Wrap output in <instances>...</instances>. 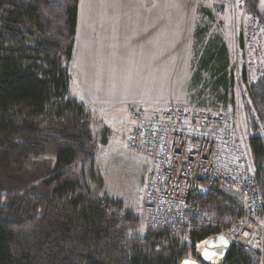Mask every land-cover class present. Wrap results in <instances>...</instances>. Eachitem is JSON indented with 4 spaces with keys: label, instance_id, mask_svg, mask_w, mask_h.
Instances as JSON below:
<instances>
[{
    "label": "trees",
    "instance_id": "trees-1",
    "mask_svg": "<svg viewBox=\"0 0 264 264\" xmlns=\"http://www.w3.org/2000/svg\"><path fill=\"white\" fill-rule=\"evenodd\" d=\"M261 1L249 0L248 12L258 14ZM200 10L193 33V68H199L192 72L189 95L207 72L216 77L210 93L223 105L231 82L230 48L222 32L200 20ZM78 13L79 0H0V264L195 259V241L212 230L199 235L186 228L177 233L154 228L104 195L96 153L99 135L106 144L109 130L96 133L91 114L70 95ZM251 89L264 117V72ZM249 145L264 197L263 136L255 133ZM192 198L223 223L241 215L218 185ZM255 257V252L237 255L232 247L224 264H256Z\"/></svg>",
    "mask_w": 264,
    "mask_h": 264
},
{
    "label": "built area",
    "instance_id": "built-area-1",
    "mask_svg": "<svg viewBox=\"0 0 264 264\" xmlns=\"http://www.w3.org/2000/svg\"><path fill=\"white\" fill-rule=\"evenodd\" d=\"M255 108L264 128V117L258 106ZM128 113L131 129L126 147L149 161L142 198L147 225L171 233L183 228L199 235L202 230H212L194 244L195 259L201 264H210L200 257L207 240L221 234L229 239L230 246L216 264L225 263L232 247L237 255L253 250L258 253L259 264H264V198L251 178L239 177L218 163L220 135L228 117L188 105L151 109L142 103L129 104ZM215 185L233 188L243 196L241 201L230 197L241 212L230 225L210 217L192 198L194 193Z\"/></svg>",
    "mask_w": 264,
    "mask_h": 264
},
{
    "label": "rangeland",
    "instance_id": "rangeland-1",
    "mask_svg": "<svg viewBox=\"0 0 264 264\" xmlns=\"http://www.w3.org/2000/svg\"><path fill=\"white\" fill-rule=\"evenodd\" d=\"M248 3L249 0H180L177 8L181 12L183 11L184 16H186V13L188 14V19L185 22L187 25L189 24L190 33H192L191 15L194 16L195 9L197 12L199 8L201 9L199 13L200 20L209 21L212 28L225 35L230 48L229 70L232 72L230 74L231 82L229 84L230 89L226 90L228 92L226 104L222 105V101L216 98L215 94L210 93L212 89L210 85L214 83L216 77L213 79L210 73L202 72L203 79H198L197 84L193 85V93L188 95V102L170 103L167 106L188 105L197 109L216 110L224 113L229 122L221 131L218 163L221 168L231 171L239 177L251 178L259 190L255 177L256 166L250 150L249 139L255 133H260L264 138V128L258 110L255 108L258 104L251 96L253 83L264 72V0L261 1L258 14L248 12ZM82 4L88 12V21L92 19L95 21L100 11L110 8L117 10L128 18L127 10L131 8L128 0H84ZM203 10H207L211 14L207 15V12H203ZM85 28L83 32L87 31V39L93 41L98 38L95 29L92 33L91 24L85 23ZM112 34L115 39L118 38L120 41L126 42V35L122 31V27L114 20L112 22ZM240 35L242 36V43L239 42ZM71 66L75 71L76 63L74 60ZM198 68V65L194 66L193 74ZM224 89V87L220 88L221 94H225ZM200 91L203 92L201 97L199 96V94L202 95ZM204 99H208V102L204 101V105L198 104L199 100ZM86 109L88 111V108ZM152 109H155V107ZM97 116V114L91 116L94 119L93 128L96 133L105 131L103 128L109 130L106 144H101L103 138H100L99 135L96 153L97 167L101 170L104 181V195L121 202L126 208L134 210L137 216H143V224L147 225L145 214L142 211V198L145 191L149 161L140 153L128 151L126 147V138L131 129V122L122 117L119 119H122L121 122L114 121L117 124H110V127H107L104 125L106 120L111 119L113 121L114 118L107 116L105 121L101 120L102 122H100L97 120ZM233 220L227 219L224 224L230 225ZM255 254L256 264H259L258 253L255 252Z\"/></svg>",
    "mask_w": 264,
    "mask_h": 264
},
{
    "label": "crops",
    "instance_id": "crops-1",
    "mask_svg": "<svg viewBox=\"0 0 264 264\" xmlns=\"http://www.w3.org/2000/svg\"><path fill=\"white\" fill-rule=\"evenodd\" d=\"M83 1L79 0L71 61L76 63L75 71L70 63V95L88 108L92 117L97 114L102 122L111 116L114 120L104 123L110 127L122 117L130 122L131 103H143L152 109L188 102L196 9L191 15L190 33L185 22L188 14L184 16L177 8L180 0H128V18L110 8L100 11L95 21L87 20ZM113 20L122 27L125 43L114 38ZM85 23L92 25V33L95 29L98 38L87 39Z\"/></svg>",
    "mask_w": 264,
    "mask_h": 264
},
{
    "label": "water",
    "instance_id": "water-1",
    "mask_svg": "<svg viewBox=\"0 0 264 264\" xmlns=\"http://www.w3.org/2000/svg\"><path fill=\"white\" fill-rule=\"evenodd\" d=\"M221 192L226 196L227 198L234 197L237 200L241 201L243 198L241 192L238 190H235L233 188L228 187H222ZM230 246L229 239L221 234L218 235L216 238H210L206 242L205 248L200 252V257L204 262H210L211 259H213L215 256V252H220L222 254H225L227 252V248ZM208 254L211 256V259L205 258V254Z\"/></svg>",
    "mask_w": 264,
    "mask_h": 264
},
{
    "label": "bare ground",
    "instance_id": "bare-ground-1",
    "mask_svg": "<svg viewBox=\"0 0 264 264\" xmlns=\"http://www.w3.org/2000/svg\"><path fill=\"white\" fill-rule=\"evenodd\" d=\"M201 246H204V243L201 244ZM215 257L213 259L210 260V264H216V263H219L220 260L223 259V254L220 253V252H215L214 253ZM180 264H201L200 261H198L197 259H193V258H190V257H186L182 260V262Z\"/></svg>",
    "mask_w": 264,
    "mask_h": 264
},
{
    "label": "snow or ice",
    "instance_id": "snow-or-ice-1",
    "mask_svg": "<svg viewBox=\"0 0 264 264\" xmlns=\"http://www.w3.org/2000/svg\"><path fill=\"white\" fill-rule=\"evenodd\" d=\"M205 258L211 259V256H209L207 253L205 254Z\"/></svg>",
    "mask_w": 264,
    "mask_h": 264
}]
</instances>
